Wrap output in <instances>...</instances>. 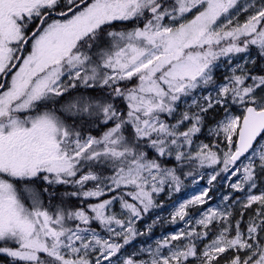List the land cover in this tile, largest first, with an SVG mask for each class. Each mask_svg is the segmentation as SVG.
<instances>
[{
  "label": "snow or ice",
  "instance_id": "obj_1",
  "mask_svg": "<svg viewBox=\"0 0 264 264\" xmlns=\"http://www.w3.org/2000/svg\"><path fill=\"white\" fill-rule=\"evenodd\" d=\"M239 54L243 63L217 84V62ZM256 59H264V0H0V264H213L228 250L229 264H264V211L246 231L227 209L202 211V231L186 220L222 173L247 192L243 207L264 209V191L253 192L264 173V75L245 67ZM209 85L208 95H193ZM216 110L207 135L217 142L193 152ZM101 125L111 126L92 135ZM194 163L222 166L171 213L170 223L186 227L128 254L152 231L138 222L162 207L166 188L181 190ZM58 185L73 190L52 205Z\"/></svg>",
  "mask_w": 264,
  "mask_h": 264
},
{
  "label": "rangeland",
  "instance_id": "obj_2",
  "mask_svg": "<svg viewBox=\"0 0 264 264\" xmlns=\"http://www.w3.org/2000/svg\"><path fill=\"white\" fill-rule=\"evenodd\" d=\"M241 2L243 3V0H241ZM186 15H187L188 19H191L193 13H189ZM245 19H246L245 14H240L238 17V21L240 23H243V21ZM25 54H27V51ZM252 56H253V58L256 57V51L255 50L252 51ZM243 57H244V54H239V57L234 58L231 61V63H229L227 58L222 57L217 62V67L214 70V77H216L215 75L222 76V80L219 81L217 84L223 83L224 82L223 78L226 75L231 74V72H230L231 67L235 66L237 63H243ZM256 63L264 67V59H256ZM255 64L248 63L245 65V67L250 72V70H254ZM15 70L16 69H13V72ZM250 73L252 75H257V74H254L252 72H250ZM11 74H9V76L7 77L8 79H10ZM262 75H264V74H262ZM211 90H212V86L209 85L203 91L197 90V92L194 93L193 95L195 97L199 98L203 95H208L211 92ZM213 95H214V93H213ZM192 99H193V97H188L187 98V104L181 103L178 111H181V112L184 111L187 108V105L192 103ZM168 119H169V122H174L171 118H168ZM212 124L213 123L208 124L205 127V129L203 130L204 134H207V127L212 125ZM201 142L209 143V144H215L217 142V138L211 137L209 140H205V139H201V134H199V136L197 138H195V142L192 146L193 152L196 151L197 145L200 144ZM219 144H220L221 149L225 148L222 137L219 138ZM213 150H215V148H213ZM221 166L222 165L208 167L206 165L203 168L200 167V172L198 173L197 176H190V177L186 178V180L184 181V183L181 187V190L179 192H173L171 195H169V192L166 188L164 192L160 193L156 199H157V203L161 204L162 207L154 209L142 221L138 222V224H137V227L141 232H146V225H152L151 221H155V228L153 227V225H152V228L155 230L157 229L156 235L153 236L152 238L146 234L141 235V236H137L134 238V240L131 242L130 245L126 246V249H127V247H129V250H132L131 254L132 253H139L141 247H144V248H147L149 246L154 247L156 240L163 239L165 236H169V235L179 231L181 228L186 227L184 221H179L176 224L170 223L169 221H170L171 213L174 211L175 207H177L180 203H182L185 200L191 199V197L194 195H199L203 189L208 187L207 182H208L209 176L211 174H213L215 170H218V168ZM234 181H235V177H231L228 174H225L223 180L219 181L216 186L213 185V187L211 188V190L209 192V196L211 197V199H209L206 204H204L202 206L195 207V208H189L188 209L189 217H186V220L189 218L192 219V225L191 226H195V219H198L201 212L207 210V208H209V207L219 208L221 210L227 209L231 213H232L233 209L238 210V209L245 208V207H243V205L247 203V199H246L247 192L246 191L245 192L234 191L230 187V184ZM256 183H257V187L255 189H253V192H254V194H260L262 191H264V173H260L258 170H257ZM213 190L216 191V194L214 196H212V194H211V191H213ZM225 197H229V199L225 200L224 199ZM46 198H47V196L45 197V202H46ZM105 198H107V197H105ZM93 202H95V201H93ZM252 206L253 207L256 206L259 209V211H264V209H261V206L259 205V203H253L250 207H247L246 209H252L253 208ZM114 211H119V205L115 206ZM230 220L231 219L229 217V221ZM195 227H196L197 231L203 230L199 226H195ZM216 227H218V231H219L220 225L215 224V225L211 226V229L209 231L207 238H205L202 242H197L199 250L202 251L204 248V245L209 243L214 238V236L217 234L218 231L214 234L212 232L213 230L217 229ZM260 235L264 236V233H261ZM184 242H186V241H183V243ZM173 243H177V242H173Z\"/></svg>",
  "mask_w": 264,
  "mask_h": 264
},
{
  "label": "trees",
  "instance_id": "obj_3",
  "mask_svg": "<svg viewBox=\"0 0 264 264\" xmlns=\"http://www.w3.org/2000/svg\"><path fill=\"white\" fill-rule=\"evenodd\" d=\"M116 28L119 29L120 25L117 24ZM30 43L31 42H29V44L25 46L26 51H28L30 49ZM254 50L255 49H253L252 51H254ZM26 51H25V53H26ZM250 72H252L254 74H257V75H262V74H264V67L256 63L255 67H254V70H250ZM215 76L216 77H214V78H215L217 83L222 80V76H218V75H215ZM136 82L137 81L135 79H133L129 86H131L132 84H135ZM96 94H97L96 92H92V95H96ZM120 106L122 108L124 107V103L122 101L120 102ZM221 115H222V113L219 110L209 112L208 116H207V119H206V126L208 124L213 123L214 119H219L221 117ZM110 126L111 125H108V126L101 125L99 127H95L94 126L91 129H89V131L91 132L92 135L99 136L100 134H102V132L104 130H106V127H110ZM87 134L88 133L85 132V135H87ZM210 138L211 137H209L207 134H204V131H202L201 139L209 140ZM168 166H172V165L169 164ZM184 171L185 172L193 171L194 172L193 176H197L198 173L200 172V167H199L198 163H194L193 165H190V166L189 165H185L184 166ZM224 176H225L224 173H222L220 176H218L217 179L213 182V185L216 186L219 181L223 180ZM187 177H190V176L182 177L183 181H185ZM72 190L73 189L70 186H62V185L55 186L56 198L52 199L51 204L52 205L58 204L59 203V198L61 196H63L66 191L70 192ZM211 194H212V196H214L216 194V191H214V190L211 191ZM65 199H67V197H65ZM47 200H48V198H46V203H47ZM68 204L70 206H78V201L76 200V198H72V199L68 200ZM258 211H259V209L256 206H254L252 209H246V208L238 209V210L233 209V211L231 213V216H230V219H231L230 222H231V224L234 227L236 221H241V230L246 231L249 219L250 218H256L257 217L256 214H257ZM256 222L259 223V219H257ZM151 223H152L153 227L155 228V223H153V221H151ZM93 227H95V225H93ZM216 228L217 229L212 231L213 234L218 231V227H216ZM156 231H157V229L155 230V229L152 228V231L151 232H146V235H148V236H150L152 238L153 236L156 235ZM180 243H183V241H181ZM126 252L128 254H131L132 250H129V247H127ZM233 255H234V252L232 250H228L225 253L220 254L217 257V259L215 261H213V264H229V261H230V259H231V257ZM3 260H4V258L0 257V261H3ZM196 264H199V261H197Z\"/></svg>",
  "mask_w": 264,
  "mask_h": 264
},
{
  "label": "water",
  "instance_id": "obj_4",
  "mask_svg": "<svg viewBox=\"0 0 264 264\" xmlns=\"http://www.w3.org/2000/svg\"><path fill=\"white\" fill-rule=\"evenodd\" d=\"M16 63H18V62H16Z\"/></svg>",
  "mask_w": 264,
  "mask_h": 264
}]
</instances>
